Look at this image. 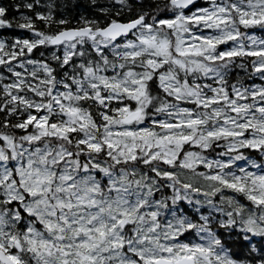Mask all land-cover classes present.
I'll return each mask as SVG.
<instances>
[{
    "label": "snow or ice",
    "instance_id": "6c2138e0",
    "mask_svg": "<svg viewBox=\"0 0 264 264\" xmlns=\"http://www.w3.org/2000/svg\"><path fill=\"white\" fill-rule=\"evenodd\" d=\"M0 264H264V0H0Z\"/></svg>",
    "mask_w": 264,
    "mask_h": 264
},
{
    "label": "water",
    "instance_id": "95a60500",
    "mask_svg": "<svg viewBox=\"0 0 264 264\" xmlns=\"http://www.w3.org/2000/svg\"><path fill=\"white\" fill-rule=\"evenodd\" d=\"M201 0H197V3H199Z\"/></svg>",
    "mask_w": 264,
    "mask_h": 264
},
{
    "label": "rangeland",
    "instance_id": "374dc122",
    "mask_svg": "<svg viewBox=\"0 0 264 264\" xmlns=\"http://www.w3.org/2000/svg\"><path fill=\"white\" fill-rule=\"evenodd\" d=\"M203 2V0H201V3Z\"/></svg>",
    "mask_w": 264,
    "mask_h": 264
},
{
    "label": "trees",
    "instance_id": "16d2710c",
    "mask_svg": "<svg viewBox=\"0 0 264 264\" xmlns=\"http://www.w3.org/2000/svg\"><path fill=\"white\" fill-rule=\"evenodd\" d=\"M199 3H201V1Z\"/></svg>",
    "mask_w": 264,
    "mask_h": 264
}]
</instances>
